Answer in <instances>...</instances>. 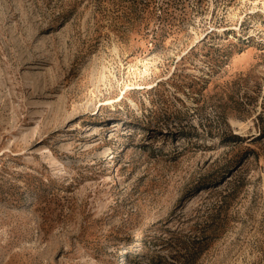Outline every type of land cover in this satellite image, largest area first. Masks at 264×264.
I'll return each instance as SVG.
<instances>
[{"label":"rangeland","instance_id":"rangeland-1","mask_svg":"<svg viewBox=\"0 0 264 264\" xmlns=\"http://www.w3.org/2000/svg\"><path fill=\"white\" fill-rule=\"evenodd\" d=\"M0 264H264V0H0Z\"/></svg>","mask_w":264,"mask_h":264},{"label":"bare ground","instance_id":"bare-ground-1","mask_svg":"<svg viewBox=\"0 0 264 264\" xmlns=\"http://www.w3.org/2000/svg\"><path fill=\"white\" fill-rule=\"evenodd\" d=\"M231 124L233 127H236V129L240 130V133H246L249 129V127L251 126V121L249 120L248 122L244 123V122H238L236 120H232L231 121ZM113 125V124H112ZM118 125V123L116 124ZM116 125H113V126H116ZM117 129H119V127H117ZM111 156V159H114V155L113 154H108ZM49 162L52 161V157H49Z\"/></svg>","mask_w":264,"mask_h":264}]
</instances>
